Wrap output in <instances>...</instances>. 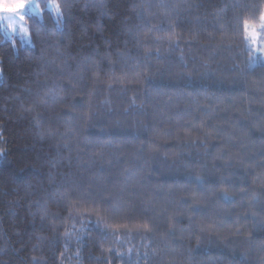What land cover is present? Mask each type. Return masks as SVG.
Returning a JSON list of instances; mask_svg holds the SVG:
<instances>
[{
    "label": "trees",
    "instance_id": "1",
    "mask_svg": "<svg viewBox=\"0 0 264 264\" xmlns=\"http://www.w3.org/2000/svg\"><path fill=\"white\" fill-rule=\"evenodd\" d=\"M66 2L74 5L70 23L60 14V0H39L41 16L27 15L25 26L30 33L38 22H59L58 32L70 27L74 52L98 59L110 54L128 72L111 90V111L99 110L84 133L93 141L88 151L102 149L112 166L90 165L22 112L37 79L32 40L26 44L8 36L0 20V264H155L159 234L153 237L147 223L130 218L126 191L132 183L141 180L144 191H132L143 195L146 215L187 229V212L208 220L218 205H240V197L225 195L222 186L246 187L264 173V84L245 88L231 71L232 54L242 58L235 39L241 31L243 54L264 67L247 33L260 27L264 15L245 17L242 26L234 20L237 8L260 0ZM172 2L183 5L174 30L163 23L157 32L170 50L151 57V82L140 84L134 74L147 46V36L141 40L145 8ZM205 32L214 39H205ZM209 56L217 61L216 72L205 75L202 61ZM145 89L151 96L142 108ZM258 204L264 208V198ZM246 219L254 223L251 216ZM171 238L174 246L181 244L178 233ZM262 243L264 225H257L250 239L238 237L227 248L205 242L196 256L202 264H261ZM246 247L247 257L241 254Z\"/></svg>",
    "mask_w": 264,
    "mask_h": 264
},
{
    "label": "clouds",
    "instance_id": "2",
    "mask_svg": "<svg viewBox=\"0 0 264 264\" xmlns=\"http://www.w3.org/2000/svg\"><path fill=\"white\" fill-rule=\"evenodd\" d=\"M83 7L87 9L89 6L85 4ZM182 8L183 5L179 2L161 3L145 8L147 23L143 26L141 40L143 41L146 35L147 46L142 51L144 62L134 74V78L140 84L151 82L153 67L150 62L151 57L170 50L167 38L157 35L160 25L167 23L169 30H174ZM132 11H137V7H133ZM254 13L256 17L264 15V0H260L259 5L237 8L234 20L239 21L242 26L243 19ZM60 14L70 23L75 16L74 5L66 0H60ZM58 26L63 25L59 22H38L30 29L29 35L32 40L30 56L37 68V79L32 98L21 104L22 112L30 114L36 120L37 128L47 127L50 133L58 135L63 141V147L73 146L78 153H82L90 161V165L112 166L103 157L102 149L96 154L88 151V146L93 141L88 140L84 133L99 110L111 111V90L116 84L128 79L129 74L110 54L98 59L74 52L70 27L66 31L58 32L56 30ZM223 28L224 26L221 25V31ZM202 35L209 41L214 39L210 32ZM235 39L242 58L236 59V54H232L233 79L249 89L256 84H264V67L258 66L251 55L243 54L242 31ZM105 60L110 65L109 68L104 67ZM216 63L217 61L211 56L204 59L203 73L205 75L215 73ZM150 96L151 93L145 89L144 94L139 97L138 106L145 107L146 97ZM235 111L240 112V109ZM96 155L100 156L99 160L95 158ZM230 159L231 157L225 159L226 165ZM132 189H140L141 193L144 191L140 179L129 186L126 199L130 201L129 212H134L130 218L147 223L153 237L159 234L157 247L153 250L154 255L158 257L155 264H202L196 256L202 243H214L221 248L231 247L235 244L236 238L242 237L248 240L257 225H264V208L258 204V201L264 198V173L254 177L252 183L246 187L232 189L227 185L222 186L220 190L225 195L240 197V205L235 208L218 205L216 214L208 220L192 219L191 213L187 212L185 215L189 217L190 224L187 229L171 219L164 224L156 223L151 216L145 214L142 207L145 203L143 195H134ZM104 190L107 189L104 187L100 189L101 192ZM245 193L246 195H242ZM248 216L253 218L254 223L246 219ZM226 217H232L233 223L226 224ZM172 233L179 234L181 238L179 246H174ZM259 247L264 248V243ZM249 250L246 247L241 254L247 257ZM260 259L261 264H264V254ZM225 264H232V261L228 260Z\"/></svg>",
    "mask_w": 264,
    "mask_h": 264
},
{
    "label": "rangeland",
    "instance_id": "3",
    "mask_svg": "<svg viewBox=\"0 0 264 264\" xmlns=\"http://www.w3.org/2000/svg\"><path fill=\"white\" fill-rule=\"evenodd\" d=\"M49 9L59 15L56 5L51 4ZM41 14L39 0H0V20L5 24L7 35L19 37L26 44H30V35L25 26V18L27 15ZM247 33L256 57L264 63V18L259 28L250 29Z\"/></svg>",
    "mask_w": 264,
    "mask_h": 264
}]
</instances>
